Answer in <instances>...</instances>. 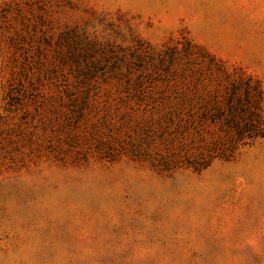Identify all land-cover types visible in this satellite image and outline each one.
<instances>
[{
  "label": "rangeland",
  "instance_id": "374dc122",
  "mask_svg": "<svg viewBox=\"0 0 264 264\" xmlns=\"http://www.w3.org/2000/svg\"><path fill=\"white\" fill-rule=\"evenodd\" d=\"M0 264H264V0H0Z\"/></svg>",
  "mask_w": 264,
  "mask_h": 264
}]
</instances>
